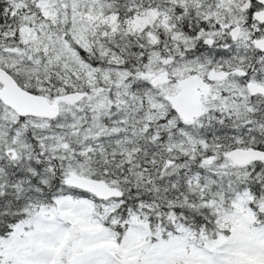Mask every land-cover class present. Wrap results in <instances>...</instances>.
<instances>
[{"label": "snow or ice", "instance_id": "snow-or-ice-1", "mask_svg": "<svg viewBox=\"0 0 264 264\" xmlns=\"http://www.w3.org/2000/svg\"><path fill=\"white\" fill-rule=\"evenodd\" d=\"M0 264H264V0H0Z\"/></svg>", "mask_w": 264, "mask_h": 264}]
</instances>
